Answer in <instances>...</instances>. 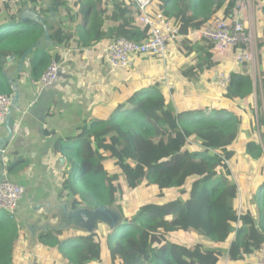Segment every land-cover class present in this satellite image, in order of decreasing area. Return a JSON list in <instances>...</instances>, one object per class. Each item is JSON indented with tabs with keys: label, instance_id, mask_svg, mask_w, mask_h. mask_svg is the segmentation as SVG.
<instances>
[{
	"label": "trees",
	"instance_id": "obj_1",
	"mask_svg": "<svg viewBox=\"0 0 264 264\" xmlns=\"http://www.w3.org/2000/svg\"><path fill=\"white\" fill-rule=\"evenodd\" d=\"M115 1L51 0L48 6L44 0H31L29 7L41 17L58 10L49 25L48 47L44 24L20 20L28 4H0V95H14L8 69L34 46L19 73L30 67V80L38 87L50 64L65 54L54 53L66 49L76 35L85 47L105 38L146 40L148 30L133 25L138 9L132 0L123 1L127 16L107 36L106 14ZM258 1L264 15V0ZM236 3L155 0L149 10L152 17L162 14L171 20L179 29L175 42L195 53L196 63L182 70L194 83L205 65L215 66L208 59L215 44L205 38L193 43L191 35L213 16L228 20ZM258 38L264 41V21ZM241 49L234 47L233 56ZM236 64L235 69L218 66L229 71L231 82L210 112L181 107L155 86L129 93L108 110L99 111L108 103L95 100L94 117L75 136L57 143L58 158L65 162L56 179L58 191L73 199L75 207L88 197L91 210L116 206L122 217L108 212V225L99 224L95 233L43 232L40 259L32 264H100L105 247L113 264H256L264 243V53L255 123L242 117L244 103L256 92L253 78ZM239 149L243 171L235 173L231 164L240 169ZM243 186L252 187L250 195ZM141 193L150 199L141 200ZM181 233L209 239L214 246L169 240ZM20 239L16 221L0 209V264H15Z\"/></svg>",
	"mask_w": 264,
	"mask_h": 264
},
{
	"label": "crops",
	"instance_id": "obj_2",
	"mask_svg": "<svg viewBox=\"0 0 264 264\" xmlns=\"http://www.w3.org/2000/svg\"><path fill=\"white\" fill-rule=\"evenodd\" d=\"M44 1L48 6L51 4V0ZM123 1L113 2L106 14L110 23L106 30L107 36L110 28H115L127 16ZM29 6L31 4L25 9L32 10ZM52 13L55 15L51 16ZM52 13L46 18L45 24L48 27L54 23L58 10L55 9ZM113 39L115 37L110 40L105 38L85 47L76 35L69 41L66 49H59L54 53V56L58 52L65 53L58 63L66 68V72L52 86L42 91L31 82L30 67H25L23 73L18 72L19 64L8 69L12 86L17 84L19 88L20 98L11 115L12 136L0 159V181L8 180L24 188V196L16 211V223L21 227L24 238V241L20 240L21 243H26L27 235L30 234L37 238V246L40 247L38 236L43 222H51L55 228L54 233H83V230L64 227L60 217L63 205L59 203H68L66 200H70V197L60 195L58 191L56 179L65 162L58 158L56 146L60 139L75 136L79 128L94 117L95 100L108 103L103 108L98 107L99 111L108 110L129 93L155 86L170 93L175 98L173 101L178 102L181 107L210 111L216 105L215 102L218 105L220 100L222 89L217 83L219 73L229 74V71H221L218 66L223 64L225 69H235L237 66V56L234 57L232 51L227 56L220 57L213 48L208 59L215 66L208 69L209 66L205 65L208 68L194 83L183 75L182 70L196 63L193 60L195 53L174 42L169 44L167 60L158 56H141L134 59L127 69L112 71L107 64L104 49ZM191 39L193 43L198 42L201 39L200 33L192 34ZM48 46L46 43V47ZM8 136L4 123L0 128V140L7 139ZM251 188L242 187L247 195H250ZM30 218L37 223V228H26L25 222H29Z\"/></svg>",
	"mask_w": 264,
	"mask_h": 264
},
{
	"label": "built area",
	"instance_id": "obj_3",
	"mask_svg": "<svg viewBox=\"0 0 264 264\" xmlns=\"http://www.w3.org/2000/svg\"><path fill=\"white\" fill-rule=\"evenodd\" d=\"M31 0H0V4H8L18 7L29 3ZM137 9L138 16L133 25L148 30V38L144 41L136 42L127 38H115L105 46L104 54L107 64L112 71L127 69L131 62L141 56H158L163 60L168 57L169 44L174 43L179 38V29L175 24L158 14L152 17L149 14L155 0H132ZM236 8L231 12L228 20L213 16L207 21L203 29L199 32L200 38L210 40L215 44L214 51L220 57H225L234 47L241 46L242 49L236 57V62L248 71L250 66L255 67L256 54L258 52L253 40L251 26L245 14L246 3L242 4L241 12ZM241 17H243L241 19ZM66 72V68L56 61H53L47 71L42 75L38 89L51 86L61 74ZM231 82L230 74L221 72L218 78V86L226 90ZM12 105V97L8 95L0 96V128L4 125L6 116ZM24 196V188L8 180L0 181V209L9 213L16 220V211ZM259 259L256 264H264V243L258 253Z\"/></svg>",
	"mask_w": 264,
	"mask_h": 264
},
{
	"label": "rangeland",
	"instance_id": "obj_4",
	"mask_svg": "<svg viewBox=\"0 0 264 264\" xmlns=\"http://www.w3.org/2000/svg\"><path fill=\"white\" fill-rule=\"evenodd\" d=\"M243 3H246V10L245 11H242V10H244V9H242ZM236 6L239 7L237 9L238 12L242 11L241 16H244L243 14L246 15L247 20L249 22V26H251L252 40H253V42H254L257 50H258V52L256 54L255 67L250 66V68L248 70L249 74L253 78L254 88H255L256 92L254 93L251 102L244 103V105H243L244 109L243 110H245V111L243 113H242V111H239L240 114L242 113V117H244L243 122H245V118H246V116H248L255 123L256 117L259 115V103L257 100V88L261 87L260 66H261L262 54L264 53V41L260 42V40L258 38V32H259V28L261 27V22L264 21V15L258 7V6H260V2L258 0H237ZM23 10H25V9H23ZM242 18L243 17H241V19ZM260 102L264 103V100H260ZM215 104L217 105V102H215ZM208 112H210V111H208ZM256 136L258 139L257 141H259L258 133ZM245 137H247V131L244 128L242 134L240 135V141H239V145L241 146V148H242V145L245 144L244 143ZM240 149H239L238 155H237V157H238L237 163H238V167L240 169H235L236 164H234V166L231 164V167H232L233 171H235V173L238 170L243 171V165H242V163H240V160H239L241 157V154L239 153ZM238 172H240V171H238ZM252 172H253V168L251 170V167H250V169H248L247 174L249 175ZM148 199H150V197H147L146 195L142 194L141 200L146 201ZM88 200H89L88 197L82 198V200H81L82 204H80L77 207L73 206V203H72L73 199L66 200L68 203H63V201L59 203L60 205H63V214L60 217L63 221L64 227H68V228L73 229V230L74 229L75 230H81V231L83 230V232L85 231V232L95 233L99 224H101L103 226L108 225V223H109V216L107 214L108 212H110V214L113 215L115 218H121L122 217V214H121L119 207L109 206L108 208H105L104 212H98V211L91 210L88 207ZM60 213H61V211L58 212V214H60ZM57 217L59 218V216H57ZM25 226H26V228H28L29 226H32L33 228H37V223H34L32 221V219L30 218L29 222H25ZM48 228L50 229V231L52 233H54L55 228L53 227L52 223L51 222H47V223L43 222L41 224V227L39 230L38 238L40 237V234H42L44 232L43 230L48 229ZM18 229H19V234L21 236L20 240L24 241L23 234L21 233V227L19 225H18ZM27 236H28L27 237L28 240L26 243H21L19 241L18 252H17L15 264H32L33 262H36L37 259H40V257L37 254V251L39 248L38 247L39 245L37 246V238L31 236L30 234H28ZM169 240H177V241H180L183 243H189V244L197 243L202 247H204V246L213 247L214 246L212 241L209 239H205V238L200 239L196 235H187V234H183V233L170 236ZM105 248L106 249H104V258L100 264H113V262L110 261V258L108 255L109 248H107V247H105Z\"/></svg>",
	"mask_w": 264,
	"mask_h": 264
},
{
	"label": "water",
	"instance_id": "obj_5",
	"mask_svg": "<svg viewBox=\"0 0 264 264\" xmlns=\"http://www.w3.org/2000/svg\"><path fill=\"white\" fill-rule=\"evenodd\" d=\"M54 15H55V13H52L51 16H54ZM20 20L22 22H24V23H26V22H34V23H38V24H44L46 43L49 44V45L52 43L51 42V36H50V33H49V27H48L47 24H45V22L47 20L46 18L41 17L40 15H38L33 10L25 9V10H23L20 13ZM33 48L28 50L22 56L21 61L19 63L18 72H21L23 70L25 61H26L28 55L30 54V52L32 51ZM9 61H11V59H9ZM13 89H14V95H13V99H12V105H11V108H10L8 114H7L6 121H5V126H6V129L8 131L9 136H8L7 139H1L0 140V159L3 156L6 144L9 142V140H10V138L12 136V130H11V127H10L11 115H12L13 110L15 108H17L18 103H19V98H20V92H19V88H18L17 84L14 85ZM97 211L98 212H104L105 211V207H100L99 209H97Z\"/></svg>",
	"mask_w": 264,
	"mask_h": 264
},
{
	"label": "clouds",
	"instance_id": "obj_6",
	"mask_svg": "<svg viewBox=\"0 0 264 264\" xmlns=\"http://www.w3.org/2000/svg\"><path fill=\"white\" fill-rule=\"evenodd\" d=\"M30 2H31V1H30ZM30 2H29V3H30ZM29 3H27V4H29ZM25 5H26V4H25ZM230 14H231V13H230ZM166 60H167V59H166ZM54 61H55V60H54ZM50 65H51V64H50ZM247 72H248V71H247ZM56 81H57V80H56ZM56 81H55V82H56ZM55 82H54V83H55ZM11 97H12V99H13V96H11ZM6 117H7V116H6Z\"/></svg>",
	"mask_w": 264,
	"mask_h": 264
}]
</instances>
